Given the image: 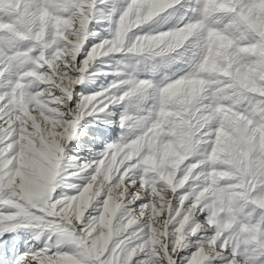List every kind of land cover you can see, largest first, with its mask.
<instances>
[{
  "label": "snow or ice",
  "instance_id": "obj_1",
  "mask_svg": "<svg viewBox=\"0 0 264 264\" xmlns=\"http://www.w3.org/2000/svg\"><path fill=\"white\" fill-rule=\"evenodd\" d=\"M0 264H264V0H0Z\"/></svg>",
  "mask_w": 264,
  "mask_h": 264
}]
</instances>
